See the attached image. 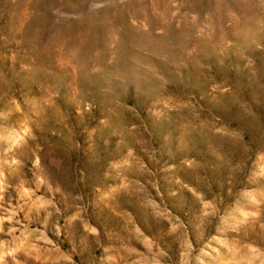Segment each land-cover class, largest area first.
<instances>
[{"label": "rangeland", "instance_id": "374dc122", "mask_svg": "<svg viewBox=\"0 0 264 264\" xmlns=\"http://www.w3.org/2000/svg\"><path fill=\"white\" fill-rule=\"evenodd\" d=\"M0 264H264V0H0Z\"/></svg>", "mask_w": 264, "mask_h": 264}]
</instances>
